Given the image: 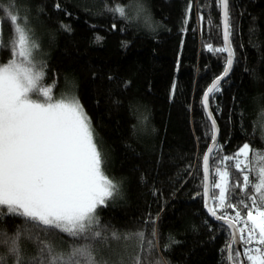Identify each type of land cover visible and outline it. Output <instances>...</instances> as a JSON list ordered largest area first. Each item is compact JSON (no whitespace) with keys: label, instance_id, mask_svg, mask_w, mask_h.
Masks as SVG:
<instances>
[{"label":"trees","instance_id":"trees-1","mask_svg":"<svg viewBox=\"0 0 264 264\" xmlns=\"http://www.w3.org/2000/svg\"><path fill=\"white\" fill-rule=\"evenodd\" d=\"M126 2L16 0V8L20 16L27 15L43 44V83L55 81L57 97L66 78L75 82L74 93L91 118L104 156V171L123 188V198L102 210V223L120 232L143 229L150 234L152 227L144 221L158 217L159 248L149 259L222 264L225 235L216 230L215 221H210L211 229L204 223L201 183L203 156L211 145L204 135L208 122L201 99L223 68V61L206 46L222 45V14L216 0H142L158 22V30L149 32L105 10L106 4ZM230 23L237 62L222 92L210 102L218 140L225 154L246 142L264 152V129L256 123L264 110V0H230ZM61 24L71 30L64 31ZM2 31L7 42V23ZM10 55L0 49V64ZM140 115L148 117L145 125L139 123ZM209 161L211 185L212 154ZM22 227L18 219L0 223V231L8 234ZM169 236L177 243L165 250ZM52 242L57 250L71 244L67 236L53 237ZM21 244L26 258L35 254L31 242ZM121 253L117 242L111 251L101 252L110 261Z\"/></svg>","mask_w":264,"mask_h":264},{"label":"snow or ice","instance_id":"snow-or-ice-1","mask_svg":"<svg viewBox=\"0 0 264 264\" xmlns=\"http://www.w3.org/2000/svg\"><path fill=\"white\" fill-rule=\"evenodd\" d=\"M216 5L222 14V45L206 47L223 61V68L201 99L208 122L205 139L213 145L207 151L212 154L215 173L210 185L209 155H204V223L211 229L210 221H215L216 230L225 235L222 264H264V152L246 142L236 152L225 154L210 108L237 62L230 0H216ZM55 7L60 9L58 3ZM105 10L115 19L146 30L157 23L142 0L106 4ZM186 12L190 14L191 3ZM4 23L11 30L7 42L3 40ZM60 27L71 30L69 25ZM121 43L127 47L126 41ZM0 49L11 54L0 64V223L12 218L23 225L12 234L0 231V264H162L160 259H149L159 248L158 217L144 221L152 227L150 234L143 229L120 232L102 223V210L110 201L114 203L120 184L104 171L91 118L72 94L75 82L66 78L69 94L59 97L53 94L55 81L43 83L46 64L38 57L39 38L27 15L20 16L16 0H0ZM114 102L119 104V100ZM147 120L146 115L138 116L141 125ZM256 123L264 129V110ZM56 236L70 238L67 250H57L52 242ZM22 240L35 246L33 256L25 257ZM113 242L121 245L122 253L110 261L101 252L111 251ZM173 243L177 241L169 236L165 250Z\"/></svg>","mask_w":264,"mask_h":264},{"label":"rangeland","instance_id":"rangeland-1","mask_svg":"<svg viewBox=\"0 0 264 264\" xmlns=\"http://www.w3.org/2000/svg\"><path fill=\"white\" fill-rule=\"evenodd\" d=\"M144 5H146L147 6V11L150 13V11H149V9H148V5H147V3L146 2H142ZM151 14V13H150ZM137 27H139L137 24H135ZM140 29H144V28H142V27H139ZM145 31H147L146 29H144ZM37 36V35H36ZM38 37V36H37ZM39 38V37H38ZM39 42H40V52H39V54H38V57H39V59L44 63V61H45V56H44V54H45V51H44V48H43V44L41 43V41H40V38H39ZM47 85H49V84H47ZM53 90H54V88H53ZM62 93H64V94H69V88H67L66 87V85L62 88V89H60V92L58 93V96L57 97H59ZM72 94H74V95H76L75 93H72ZM95 140H96V142H97V138H96V136H95ZM123 188H122V186L120 185V191H119V193H117L116 194V196L114 197V202H117V201H119L121 198H123ZM109 203H113V202H109Z\"/></svg>","mask_w":264,"mask_h":264},{"label":"clouds","instance_id":"clouds-1","mask_svg":"<svg viewBox=\"0 0 264 264\" xmlns=\"http://www.w3.org/2000/svg\"><path fill=\"white\" fill-rule=\"evenodd\" d=\"M144 7L147 9L146 5H144ZM157 30H158V22L153 24L152 29H147V31L149 32H155Z\"/></svg>","mask_w":264,"mask_h":264},{"label":"water","instance_id":"water-1","mask_svg":"<svg viewBox=\"0 0 264 264\" xmlns=\"http://www.w3.org/2000/svg\"><path fill=\"white\" fill-rule=\"evenodd\" d=\"M226 79H227V78H226ZM213 82H214V81H213ZM213 82H212V83H213ZM222 83H223V82H222ZM210 86H211V85H210ZM210 86H209V87H210ZM218 133H219V132H218ZM212 147H213V145L211 144V145L209 146V148H212ZM209 148H208V149H209ZM205 155H209V159H210L211 154H210L208 151H206ZM209 184H210V173H209Z\"/></svg>","mask_w":264,"mask_h":264},{"label":"built area","instance_id":"built-area-1","mask_svg":"<svg viewBox=\"0 0 264 264\" xmlns=\"http://www.w3.org/2000/svg\"><path fill=\"white\" fill-rule=\"evenodd\" d=\"M238 227H239V225H238Z\"/></svg>","mask_w":264,"mask_h":264}]
</instances>
